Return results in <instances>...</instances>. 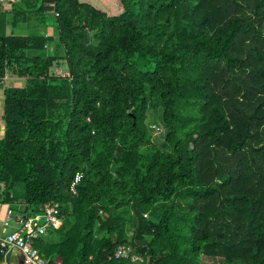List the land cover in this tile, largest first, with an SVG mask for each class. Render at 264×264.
<instances>
[{"label":"trees","instance_id":"16d2710c","mask_svg":"<svg viewBox=\"0 0 264 264\" xmlns=\"http://www.w3.org/2000/svg\"><path fill=\"white\" fill-rule=\"evenodd\" d=\"M6 73L0 204H58L47 264H264V0H0Z\"/></svg>","mask_w":264,"mask_h":264},{"label":"built area","instance_id":"2783aa9c","mask_svg":"<svg viewBox=\"0 0 264 264\" xmlns=\"http://www.w3.org/2000/svg\"><path fill=\"white\" fill-rule=\"evenodd\" d=\"M57 74H62L58 68ZM150 129L156 134L161 128L150 125ZM82 178V172L76 171L69 183L68 190L75 194V187ZM12 204H5L0 218V252L3 255L10 248H15L21 254L22 264H46L37 250L32 246L33 240L45 234L48 228H56L61 223L58 204L55 202H45L41 205L39 212L28 213L25 211H15ZM130 247L125 245L117 246L113 251L114 258L127 257ZM131 259H136L132 256Z\"/></svg>","mask_w":264,"mask_h":264},{"label":"rangeland","instance_id":"374dc122","mask_svg":"<svg viewBox=\"0 0 264 264\" xmlns=\"http://www.w3.org/2000/svg\"><path fill=\"white\" fill-rule=\"evenodd\" d=\"M11 1V0H10ZM1 3H8L7 0H1ZM3 6V5H2ZM48 22H50L51 24V21L48 20ZM50 26V25H49ZM10 32V29L9 27L7 28V33ZM12 32L13 33H23L24 30L21 29V27H15L12 29ZM59 67H54L53 68V72L57 73ZM60 69V68H59ZM61 70V69H60ZM62 73H65L63 70H61ZM64 75V74H62ZM2 84H0V135H1V132H2V124H3V120H2V86H21L23 84V79L21 78H18V77H14V76H11L10 74L6 73L5 76L2 78ZM146 119H147V123L148 125H156L160 128H162L160 124V120H159V111H157V116L154 117L153 114L149 111L146 113ZM151 135L153 136H157V134L154 132V130H150L149 131ZM17 187V188H16ZM15 187V190H13V194H14V197H15V200L13 202V205L14 206H18L19 204V201L21 200L19 195L22 191L21 187L20 186H16ZM202 262L203 264H219L220 260L218 258H206V257H202Z\"/></svg>","mask_w":264,"mask_h":264},{"label":"crops","instance_id":"0c3cea01","mask_svg":"<svg viewBox=\"0 0 264 264\" xmlns=\"http://www.w3.org/2000/svg\"><path fill=\"white\" fill-rule=\"evenodd\" d=\"M8 3H1L3 6V9L7 10L9 8L10 5V0H7ZM7 28L8 26L5 27V33L7 34ZM22 34V33H20ZM4 205V204H3ZM2 204H0V218L2 215V211H3V206ZM13 205V204H12ZM14 206V205H13ZM15 209V211L19 212L22 211L23 208V203L20 200L18 206H14L13 207ZM22 258H21V254L19 253V251L15 248H10L9 250H7V252L3 255V261L0 264H22L21 262Z\"/></svg>","mask_w":264,"mask_h":264},{"label":"water","instance_id":"95a60500","mask_svg":"<svg viewBox=\"0 0 264 264\" xmlns=\"http://www.w3.org/2000/svg\"><path fill=\"white\" fill-rule=\"evenodd\" d=\"M47 264V263H46Z\"/></svg>","mask_w":264,"mask_h":264}]
</instances>
